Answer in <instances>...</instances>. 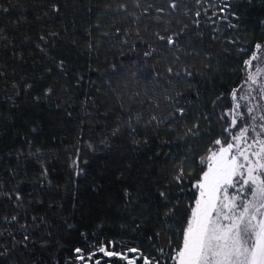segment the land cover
I'll list each match as a JSON object with an SVG mask.
<instances>
[{
    "label": "trees",
    "instance_id": "obj_1",
    "mask_svg": "<svg viewBox=\"0 0 264 264\" xmlns=\"http://www.w3.org/2000/svg\"><path fill=\"white\" fill-rule=\"evenodd\" d=\"M12 1L21 9L0 5V264H74L75 248L109 242L172 264L201 158L227 139L220 115L264 42V0ZM139 20L148 39L135 51ZM81 104L120 122L107 148L75 159L98 138ZM193 124L198 135H185Z\"/></svg>",
    "mask_w": 264,
    "mask_h": 264
},
{
    "label": "snow or ice",
    "instance_id": "obj_2",
    "mask_svg": "<svg viewBox=\"0 0 264 264\" xmlns=\"http://www.w3.org/2000/svg\"><path fill=\"white\" fill-rule=\"evenodd\" d=\"M176 6L172 0L171 7ZM227 7L225 5L220 11ZM157 11L162 12L163 9ZM175 36L157 33V39L169 46L175 44ZM255 48L264 49V46L256 44ZM254 61L264 62V57H257L254 51L249 59L244 60V85L231 91L232 106L220 115V120L228 125L222 129L227 139L216 138L207 157L201 158V163L207 167L192 185L198 191L182 229V243L174 257L178 264H264V77L254 88L262 72L259 67L255 71H247ZM167 71L172 73L173 69L169 67ZM253 92L257 95L253 96ZM176 112L181 116L186 114L183 107L177 108ZM185 135L197 136L198 124L188 128ZM183 173V167H178L173 179L180 183ZM159 195L167 198L163 191ZM75 251L78 254L82 252L79 248ZM97 251L107 257L127 260V264H135V260L141 258L129 259L125 253L107 251L104 247ZM128 252L137 253L139 250L132 248ZM92 255H80L78 258L86 261ZM142 259L143 264H159L146 256Z\"/></svg>",
    "mask_w": 264,
    "mask_h": 264
},
{
    "label": "rangeland",
    "instance_id": "obj_3",
    "mask_svg": "<svg viewBox=\"0 0 264 264\" xmlns=\"http://www.w3.org/2000/svg\"><path fill=\"white\" fill-rule=\"evenodd\" d=\"M8 3L14 9V11L21 9L20 5L15 4L12 0H0V5H3V4L7 5ZM157 18L158 17H152L151 22L153 24L158 22L159 19H157ZM139 19H141V18H139ZM139 22L140 23L138 24L137 32H134V34H129L127 36V39L130 41L129 42L130 45H133L131 47H134L135 51L138 50L135 47L136 40H146L145 38L148 39V33H147V35L144 34V32H143L144 29H142V28H146V24L148 21L143 22L142 20H139ZM163 29L164 28H160V30H163ZM151 44H154V43H151ZM261 45L264 46V42L261 43ZM254 51L256 52L257 57H264V49H256L254 46L249 58L252 56V53ZM256 67L261 68L262 72H261V76L257 77V82L255 85H253L254 88L257 87L261 83V78L264 77V62L254 61L253 66L248 68L247 71H255ZM245 71H246V69H245ZM245 78H246V76H245ZM244 82H245V79L241 85H244ZM121 88L125 89V82L122 83ZM111 95H112V101H113L114 106L118 105L119 107H122V105L127 103V102L123 101L124 98H125V100H127L124 91H123V93H119V89H117V92L114 91L113 93H111ZM252 95L256 96L257 93L253 92ZM252 103H253V105H255L256 102L253 101ZM262 103H264V102H262ZM81 105H82L81 106V108H82L81 114L84 115V119H85V121H87V124L92 128V131L98 132V134H97L98 138L93 140L89 146H87L85 144L82 145L81 143H78L74 146L73 151L71 148V151H72L71 156H74L75 159H84V158L90 157V156L100 152L101 150H104V148H107L109 146V144H111V140L113 137L112 134L116 130L117 124H119V122H120V117H119V115H117L116 112H112L111 116L107 117L105 120L103 119V120L99 121L97 119V117L104 114L105 112L93 111V110H91L90 107H89L90 108L89 109V108H87L86 105H84V104H81ZM231 106H232V100H231L230 107ZM120 110H122V109H120ZM102 116H104V115H102ZM105 116H106V113H105ZM245 122H247V121H245ZM206 167H207V165H206ZM182 239H183V235H182ZM182 239H181V243H182ZM112 245H113V243L109 242L108 248H105L103 245L101 247H104L107 251H114L111 248ZM75 249H77V248H75ZM75 249H74V253H75V261L76 262L74 264H85V262H87L88 264H96V261H99V264H127V260L121 261L117 257H107L102 252H99L97 250L90 252V253H93V254L99 253L100 254L99 257L93 258V255H92L86 261H82L78 257L80 255H83V254H81V253L78 254L75 251ZM115 252H118V251H115ZM90 253L83 255V256L88 257ZM122 253H125L127 255V257L130 259L133 257H141V258H138L135 260V264H143V259H142L143 255L141 256L140 251L137 253H132V252H128V250H125ZM175 256H176V254H175ZM152 261H155V260H152ZM172 264H178V260L173 259Z\"/></svg>",
    "mask_w": 264,
    "mask_h": 264
},
{
    "label": "bare ground",
    "instance_id": "obj_4",
    "mask_svg": "<svg viewBox=\"0 0 264 264\" xmlns=\"http://www.w3.org/2000/svg\"><path fill=\"white\" fill-rule=\"evenodd\" d=\"M104 254V253H103ZM130 259V258H129ZM85 264H88L87 262H85Z\"/></svg>",
    "mask_w": 264,
    "mask_h": 264
}]
</instances>
